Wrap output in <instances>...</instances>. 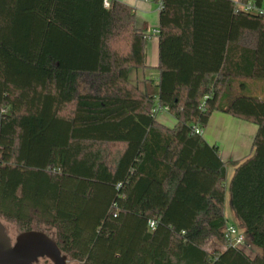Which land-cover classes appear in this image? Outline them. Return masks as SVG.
<instances>
[{
	"label": "trees",
	"instance_id": "obj_1",
	"mask_svg": "<svg viewBox=\"0 0 264 264\" xmlns=\"http://www.w3.org/2000/svg\"><path fill=\"white\" fill-rule=\"evenodd\" d=\"M162 1L160 76L143 92L130 75L148 67L150 35L134 7L0 0V216L83 264H264V96L241 80L264 81V13ZM215 111L257 125L228 187L195 129ZM227 190L255 256L225 238ZM210 237L225 247L207 250Z\"/></svg>",
	"mask_w": 264,
	"mask_h": 264
},
{
	"label": "rangeland",
	"instance_id": "obj_2",
	"mask_svg": "<svg viewBox=\"0 0 264 264\" xmlns=\"http://www.w3.org/2000/svg\"><path fill=\"white\" fill-rule=\"evenodd\" d=\"M153 2L155 7H157L158 6L157 0H153ZM154 39L156 40L157 36H155ZM241 80L245 81L248 85V89L245 90L244 92L241 91L242 93L259 95L260 97L264 96V81L254 80V79H241ZM241 92L240 89H237V93H241ZM213 116L215 117L213 119H210L208 125L203 129L204 137H208L209 139H212L215 142V144L220 148V153L222 154L224 160L226 161V166H227L226 186L228 187V184L231 181L232 176L234 174L235 167L239 163L238 159L240 157L238 156V154L236 155V153L233 152L234 148H236V146L239 145L238 146L239 148H236V150L241 148L242 151L244 147L243 144L241 145V143L249 136V128L247 127L248 126L250 128L254 127L256 132L257 126L254 123L248 121H242V119H239L237 117H234L230 114L223 112H215ZM157 117L159 121H161L163 124L169 127L174 126V124L176 123L175 117L167 111L158 112ZM241 124H245V125L242 127ZM116 150L117 147L110 148L112 154H115ZM226 197H227L226 198L227 207L225 209V213L228 217L227 224L234 225L237 228L238 232L243 234L245 237L244 243L240 244L241 248H243L245 252H247L250 256H255L256 254L261 253L262 250L252 243L250 236L245 232V228L241 220L234 212L231 204V196L228 190ZM0 219L7 226L10 236L15 241L16 236L21 232L19 225L14 220H8L2 216H0ZM204 247L207 250L212 251L215 249H223L225 247V244L221 240L210 237L206 242V244L204 245ZM37 264H52V263L50 261H46V259H41L40 262ZM68 264H83V263L73 260L69 257Z\"/></svg>",
	"mask_w": 264,
	"mask_h": 264
},
{
	"label": "crops",
	"instance_id": "obj_3",
	"mask_svg": "<svg viewBox=\"0 0 264 264\" xmlns=\"http://www.w3.org/2000/svg\"><path fill=\"white\" fill-rule=\"evenodd\" d=\"M117 1L126 3V4L134 7L135 11H136L138 27L146 28L147 34H149V35L151 34L150 40L148 41V44H147V50H146L148 67L145 69L133 70L131 72V75H130V80L132 81V83L137 85L140 88V90L143 92H146L147 90L155 92V90H156L155 86L157 85L158 79L160 76V71L158 69V65H159V37H158L157 33H154V30L159 31V27H160L159 3H158V6L155 7L153 0H117ZM232 1L235 3L237 8L241 4H244L240 0H232ZM157 2H158V0H157ZM155 36H157L156 40L154 39ZM215 112H220V111H215ZM214 113H213V115H214ZM213 115L211 116V119H213L215 117ZM157 120H158V117H157ZM242 121H244V120H242ZM159 122L162 123L161 121H159ZM244 125L245 124H241L242 127ZM247 128H249V136L247 139H245L241 143V145L243 144L244 149L242 151H241V148L236 150V148H239L238 147L239 145H237L233 151L234 153H236V155L238 154V156H240L238 159L239 162L251 154L253 140H254V137H255L256 132H257V130L255 132L254 127L250 128L248 126ZM202 134L204 136V130H203ZM204 138L210 144H215V142L212 139H209L208 137H204ZM221 157L224 160L222 154H221ZM226 201H227V199H226ZM226 201H225V209L227 207ZM225 215H226V213H225ZM226 217H227V215H226Z\"/></svg>",
	"mask_w": 264,
	"mask_h": 264
},
{
	"label": "water",
	"instance_id": "obj_4",
	"mask_svg": "<svg viewBox=\"0 0 264 264\" xmlns=\"http://www.w3.org/2000/svg\"><path fill=\"white\" fill-rule=\"evenodd\" d=\"M41 259L52 264L69 262V256L47 232L38 229L21 231L14 241L0 219V264H37Z\"/></svg>",
	"mask_w": 264,
	"mask_h": 264
},
{
	"label": "built area",
	"instance_id": "obj_5",
	"mask_svg": "<svg viewBox=\"0 0 264 264\" xmlns=\"http://www.w3.org/2000/svg\"><path fill=\"white\" fill-rule=\"evenodd\" d=\"M112 0H104V5L105 7H109L110 3ZM159 3V9L161 10L163 8V1L158 0ZM238 9L247 11V12H253L256 14H263L264 13V8L263 7H258L256 6L253 2H248L241 4ZM154 33H158V30H154ZM160 111H167V108H162V107H157L154 109V112L158 113ZM196 132L202 134L203 130L195 127ZM150 228L154 229L155 228V222L151 221L150 222ZM225 238L227 239L228 243L232 246H237L245 241V237L243 234L239 233L237 228L234 225H226L225 230Z\"/></svg>",
	"mask_w": 264,
	"mask_h": 264
}]
</instances>
